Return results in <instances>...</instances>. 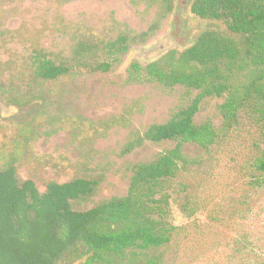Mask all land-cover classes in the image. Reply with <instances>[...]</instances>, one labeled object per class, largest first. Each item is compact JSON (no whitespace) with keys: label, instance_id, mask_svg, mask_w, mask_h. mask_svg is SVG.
Instances as JSON below:
<instances>
[{"label":"rangeland","instance_id":"374dc122","mask_svg":"<svg viewBox=\"0 0 264 264\" xmlns=\"http://www.w3.org/2000/svg\"><path fill=\"white\" fill-rule=\"evenodd\" d=\"M177 5L161 20L159 8L146 0H0V170L14 164L19 179L34 181L41 193L51 182H95L90 197L73 203L77 211L124 197L134 166L172 148L142 142L146 131L195 97L181 87L136 82L131 65L146 67L208 29H223L192 16L189 0ZM121 38L129 46L124 55L115 48ZM44 59L70 73L54 81L39 78ZM102 64L108 72L94 70ZM219 103L205 101L196 122H216ZM186 153L201 160L187 183L207 213L241 220L228 231L201 216L198 226L188 225L182 245L167 251L165 264H227L217 250H264V198L253 197L250 207L240 202L247 183L243 166L253 156L249 135L227 141L210 157L195 148ZM172 216L177 225L186 223L175 200Z\"/></svg>","mask_w":264,"mask_h":264},{"label":"trees","instance_id":"16d2710c","mask_svg":"<svg viewBox=\"0 0 264 264\" xmlns=\"http://www.w3.org/2000/svg\"><path fill=\"white\" fill-rule=\"evenodd\" d=\"M146 1L159 8L161 20L178 9L177 0ZM188 8L192 16L223 29H208L182 51L171 50L146 67L134 63L130 70L136 82L195 93L190 104L166 123L151 126L141 139L172 148L134 166L124 197L87 211L75 210L73 203L93 194V181L51 182L41 193L34 181L19 179L14 164L1 169L0 264H165L167 251L182 245L188 225L198 226L201 216L233 230L240 216L229 213L220 219L217 210L208 214L192 194L187 182L201 160L191 159L186 150L195 148L210 157L244 134L250 137L253 156L243 166L247 183L240 202L250 207L253 197L264 198V0H189ZM182 30L187 33L186 27ZM126 43L119 39L118 54L127 53ZM40 65L37 76L45 81L70 73L50 60H41ZM109 69L108 64L94 68ZM207 100L220 102L217 121L197 123ZM173 200L185 224L174 222ZM242 219L247 227L249 218L245 214ZM245 232L239 235L245 238ZM216 254L227 264H264V250L233 248Z\"/></svg>","mask_w":264,"mask_h":264},{"label":"flooded vegetation","instance_id":"af4514ba","mask_svg":"<svg viewBox=\"0 0 264 264\" xmlns=\"http://www.w3.org/2000/svg\"><path fill=\"white\" fill-rule=\"evenodd\" d=\"M159 60V59H158ZM155 62V61H154ZM147 66V65H146Z\"/></svg>","mask_w":264,"mask_h":264}]
</instances>
